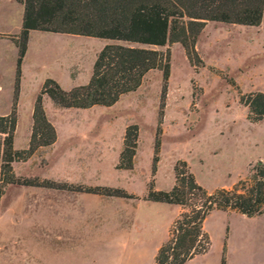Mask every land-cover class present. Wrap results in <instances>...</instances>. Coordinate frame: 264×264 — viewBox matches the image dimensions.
<instances>
[{
	"label": "rangeland",
	"instance_id": "1",
	"mask_svg": "<svg viewBox=\"0 0 264 264\" xmlns=\"http://www.w3.org/2000/svg\"><path fill=\"white\" fill-rule=\"evenodd\" d=\"M0 27L21 21L15 0H0ZM109 40L32 30L21 64L14 148L28 146L32 108L46 78L63 89L88 82L93 62ZM0 62V113L10 112L18 49L4 43ZM197 71L179 43L169 49V77L162 107L163 71L148 72L140 86L111 106L58 108L43 95L58 142L13 162L17 175L54 187L8 185L0 201V264H152L155 247L169 236L178 205L144 200L150 183L167 190L174 165L185 160L207 190L230 188L264 162V118L252 122L240 95L264 92V20L257 26L208 21L195 45ZM8 112V113H9ZM137 124L132 169H118L127 125ZM160 146L154 164L156 129ZM122 188L133 198L87 192ZM203 227L210 247L185 264H264V211L246 216L212 211Z\"/></svg>",
	"mask_w": 264,
	"mask_h": 264
},
{
	"label": "trees",
	"instance_id": "2",
	"mask_svg": "<svg viewBox=\"0 0 264 264\" xmlns=\"http://www.w3.org/2000/svg\"><path fill=\"white\" fill-rule=\"evenodd\" d=\"M23 6L22 24L10 39L18 49L13 103L9 113L0 115V201L8 185L54 187V182L38 177L17 175L13 162L28 159L40 147L56 140V130L48 120L43 95L58 108L111 106L123 94L135 91L144 76L163 71L160 95L162 107L169 77V49H155L166 43H179L190 65L197 71L203 61L195 47L197 37L208 21L257 26L264 20V0H17ZM31 30L85 35L109 40L98 52L87 83L63 89L55 80L46 78L35 97L32 128L25 149L14 148L17 126V100L21 64ZM248 109V119L264 118V92L240 95ZM137 124L126 126L117 168L132 169L138 145ZM158 125L154 143V164L160 146ZM175 181L167 190L148 185L144 200L180 206L168 238L158 247L153 264H185L210 247V237L203 224L214 210L234 211L248 217L264 211V162L257 161L245 178L230 188L212 191L203 187L189 170L185 160L174 165ZM87 192L133 198L122 188L89 187ZM221 264H225L222 257Z\"/></svg>",
	"mask_w": 264,
	"mask_h": 264
},
{
	"label": "crops",
	"instance_id": "3",
	"mask_svg": "<svg viewBox=\"0 0 264 264\" xmlns=\"http://www.w3.org/2000/svg\"><path fill=\"white\" fill-rule=\"evenodd\" d=\"M16 1V3H17V5L19 6V7H21L20 8V11H21V21H20V23H17V25H15L16 27H14L12 30H10V29H3V27H0V62H2L3 61V50H4V47L5 46H3L4 45V43H7L8 41H11L12 42V40L10 39V35H12V34H17L18 32H19V30H20V28H21V24H22V15H23V6H22V4L21 3H19L17 0H15ZM0 8H1V6H0ZM31 32H32V30L30 31V35H31ZM58 34H60V33H58ZM67 35V34H69V33H63V35ZM9 112V111H8ZM7 112V113H8ZM7 113H0V115H5V114H7ZM56 140H55V142L54 143H52L51 145H54V144H56L57 142H58V139H59V132H58V130L56 131ZM172 205V204H171ZM163 242V240H161V241H159L158 243H157V245H156V247H155V253H154V257H155V254H156V252H157V249H158V247L161 245V243ZM153 263H154V258H153ZM152 263V264H153ZM38 264H45V263H39L38 262Z\"/></svg>",
	"mask_w": 264,
	"mask_h": 264
}]
</instances>
